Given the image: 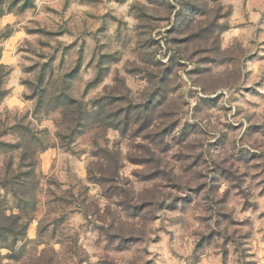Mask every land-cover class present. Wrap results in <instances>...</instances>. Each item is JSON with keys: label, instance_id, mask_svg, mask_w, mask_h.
Wrapping results in <instances>:
<instances>
[{"label": "rangeland", "instance_id": "rangeland-1", "mask_svg": "<svg viewBox=\"0 0 264 264\" xmlns=\"http://www.w3.org/2000/svg\"><path fill=\"white\" fill-rule=\"evenodd\" d=\"M57 2L40 0L37 10V0H0L3 10L0 25L7 26L10 21L21 17L33 25L23 26V30L9 42L0 44V94L5 93L0 105L7 101L11 106L0 111V140L20 144L14 151H9V147L2 149L0 182H7L12 174L22 172L23 175L31 158L36 160L37 179L36 187L31 191L34 202L23 210L19 207L22 205L19 197L9 184L0 189V223L9 228V216L20 215L16 221V235L9 231L0 232V249H5L0 253V264H21L24 257L30 256V244L40 249L42 256L49 245L58 253L65 248L62 239L69 244L65 255L60 259L50 255L43 264H83V259L72 252V245L78 244L81 238L88 239L85 222L91 223L90 217L99 211L94 207L96 200L89 203V198L94 195L107 210V203L118 195L115 181L123 167L117 166L115 157L106 148L96 145L106 131L109 138L118 136L128 140H148L152 135L148 116H141L138 105L127 103V96L138 92L142 83L153 75L136 65L137 60L152 68L163 65L152 64L138 56L137 48L124 51L133 41L132 35L126 36L128 21L124 16L136 21L168 22L171 19L167 34L174 43L211 38L216 33L224 36L233 31L243 33L253 23L264 24V0H178L180 10L174 18L149 17L143 10L132 15L137 9L135 4L121 12L127 0H107V4L105 0H63L60 9L53 8L52 4ZM72 4L77 9L69 12ZM146 4L156 5V0H146ZM158 6L163 7L162 4ZM174 7L169 5V8ZM193 25L197 26V31L185 36L184 32ZM112 27H115V36L109 37L107 34ZM260 30L257 27L256 31ZM89 41L92 55L85 66L84 53ZM157 44L159 40L154 37H149L143 44L137 41V47L141 49ZM114 45L118 47L114 48ZM38 48L43 51H37ZM93 62L96 75L81 93L79 80L92 68ZM164 73L168 74L167 67H164ZM110 76L116 94L93 98L89 103L96 111H86L79 97L95 91ZM5 84L11 87L6 88ZM219 100L217 97L210 101V106L215 108ZM80 108L85 110L86 118L77 126L75 118ZM57 112L60 113L59 123L53 118ZM49 120L51 128L47 126ZM42 124L45 126L40 127ZM178 126L179 121H173L164 131H175ZM225 127L236 132L243 125ZM199 134L197 125L186 122L176 142L183 144ZM258 137L264 138V124H249L241 141L247 139L255 148L260 146ZM228 141L227 133L221 132L218 138L209 142L208 149L223 154ZM43 147L46 148L42 150ZM134 147L141 150L143 145ZM191 147L195 148L196 144ZM27 148L29 151L25 156ZM174 159L187 166L182 168L184 175L179 177L184 182L170 185L177 195L171 198V203L162 201L160 205L173 217L169 223L200 226L202 231L198 233L194 250H203L202 258L207 264H215L217 256L219 264H228L229 259L232 264H241V260L243 264H258L248 258L256 256V252L241 253L240 248L248 242L253 246L264 245V211H261L264 208V179H259L264 170V152L241 148L232 151L219 163L213 160L211 167L203 172L193 171L208 164L203 152L194 158L179 154ZM150 163V158L133 156L129 157L128 167L132 169L131 174L136 175V168H145ZM146 175L161 179L151 172ZM73 177L79 178L82 187L71 184ZM22 191L20 188L18 194ZM149 204L146 202L137 208L143 211ZM29 233L33 236L30 237ZM113 238H116L115 234ZM172 238H175L174 234ZM141 239L128 237L122 243ZM217 241H223L224 247L219 253L211 252L218 246ZM161 242L159 235L153 237L154 244ZM17 244H20L19 248ZM124 250L127 249L121 246L111 249L107 245L103 249L105 252ZM160 255L157 253V257ZM157 257L150 258L146 264H154ZM24 264L41 262L29 259ZM97 264H104V261L98 260Z\"/></svg>", "mask_w": 264, "mask_h": 264}, {"label": "clouds", "instance_id": "clouds-1", "mask_svg": "<svg viewBox=\"0 0 264 264\" xmlns=\"http://www.w3.org/2000/svg\"><path fill=\"white\" fill-rule=\"evenodd\" d=\"M62 3L63 0H58L57 3L52 4V7L60 9ZM105 3L107 4V0ZM37 4V10H39L40 0H37ZM134 4L137 5V9L132 15H137L143 10L149 17L174 18L175 13L180 10L178 0H156V5H147L146 0H127L121 12ZM160 4L163 7L158 6ZM169 5L175 7L169 8ZM109 6L115 7V5ZM76 9L77 6L72 4L69 12ZM5 11H7L6 8ZM124 19L128 21L126 36L129 34L133 36L132 43L124 51L131 52L132 48H137L138 56L149 60L152 64L163 65L160 68H152L137 60L136 65L153 75L142 83L138 92L127 96V103L138 105L137 111L141 116L145 114L148 116L152 124L149 132L152 135L148 140H128L118 136L109 138L106 131L103 139L99 140L96 146L106 148L115 157L117 166H123L115 181L118 185V195L107 203V210L100 204L98 198L94 195L90 196L89 203L96 200L94 207L99 211L94 217H90L91 223L85 222V233L88 239L81 238L78 244L72 245V252L83 259V264H97L98 260H103L104 264H112V262L146 264L150 258L157 257V253L161 255L157 257L154 264H207L202 258L203 250H194L198 233L202 231L200 226L170 224L169 221L173 217L163 211L160 205L162 201L171 203V198L177 195L170 187L171 184L184 182L179 177L184 175L182 168L187 165L174 159L179 154L194 158L203 152L208 164L193 170L203 172L211 167L213 160L219 163L232 151L241 148L264 152V138H257L260 146L255 148L252 147L251 141L247 139L241 141L249 124H264V24L253 23L243 33L233 31L227 36L216 33L211 38L174 43L167 34L171 19L168 22L136 21L128 16H124ZM138 24L144 26L137 27ZM25 25L33 26L23 17L10 21L7 26L0 25V44L9 42L18 31L23 30ZM257 27L261 29L259 32L256 31ZM195 31L197 26L193 25L184 32V35L188 36ZM138 32L142 35H137ZM107 35L114 37L115 27L110 28ZM149 37L158 39L159 44L142 49L137 47V41L143 44ZM115 47L118 46L114 45ZM37 51L43 50L38 48ZM253 53L255 55H252ZM91 55L92 45L89 41V47L84 53L85 66ZM72 59L74 61L75 56ZM164 67L168 68V74L164 73ZM95 69L96 64L93 62L92 68L79 80L78 88L81 93L88 82L94 79ZM141 74L143 75L144 72ZM4 87H11V85L5 84ZM114 94L116 93L110 76L104 79L95 91L79 98L82 99L86 111L94 112L96 108L89 103L90 100ZM217 97H220L219 103L213 108L210 106V101H214ZM9 107L11 106L5 101L0 105V111ZM28 107L31 108L32 105L29 104ZM53 118L59 123L60 113H55ZM173 121H179V126L175 128V131L169 129L170 134L165 133L164 129L168 128ZM186 122L189 125H197L200 134L184 141L183 144H177L180 130ZM225 125H243V127L236 132H230ZM44 126L40 125V127ZM47 126L52 127L50 120ZM221 132L227 133L229 137L228 147L223 154L208 149L209 142L218 138ZM137 144L143 145V148L137 150L134 147ZM192 144H196V147L192 148ZM117 152H119L118 156H116ZM133 156L150 158L151 163L145 168H136V175H132V169L128 167V164L129 157ZM158 169L161 171L158 172ZM149 172L160 176L161 179L147 176ZM259 179H264V170ZM78 181V177H73L71 184L80 188L82 185ZM146 202H150L149 206L143 211L138 210L137 206ZM261 211H264V208ZM153 217H159V219L156 220ZM97 225L99 227H96ZM113 234L116 238H113ZM157 235L161 237L162 242L154 244L153 237ZM29 236H33V233H29ZM128 237L142 239L139 242L128 240L126 244L122 243ZM61 242L65 245L64 249L59 250L58 253L53 252V246L49 245L43 256L40 249L30 244L28 246L30 256L24 257V261L31 259L43 264L50 255H56L57 259H60L69 246L65 240L62 239ZM105 245L111 249L121 246L127 250L105 252L103 251ZM217 245L211 252L219 253L224 247L223 241H217ZM16 247L19 248L20 244ZM4 251L5 249H0V253ZM240 252H256V256L248 258L258 261V264H264V245L253 246V243L248 242L240 248ZM219 259L217 256L215 264H219ZM24 261L21 264H24ZM228 264H232V259H229Z\"/></svg>", "mask_w": 264, "mask_h": 264}, {"label": "trees", "instance_id": "trees-1", "mask_svg": "<svg viewBox=\"0 0 264 264\" xmlns=\"http://www.w3.org/2000/svg\"><path fill=\"white\" fill-rule=\"evenodd\" d=\"M1 13H3V10L0 8V14ZM4 94H5L4 92L0 94V101L3 99ZM78 112L79 114L75 118L77 126L81 125L86 118L85 110H81L80 108ZM19 146H20L19 143H6L0 140V155L2 153V149L5 147H9V151H12V150L14 151V149H17ZM45 148L46 147H43L42 150ZM28 151H29L28 148L25 149L24 151L25 156H27ZM34 159L31 158L30 161L28 162L27 166H29V168L26 172H23L24 177H22L23 176L21 175L22 172H20L18 174H12L11 178H9V180H6L7 182H5V180L4 181L2 180V182H0V189L6 188L7 184L11 186L13 193L16 195V197H19V201L22 204V205H19V207H21V210L26 209L28 205L34 202L32 200V193H31V191L35 189L36 183H37L36 171H35L36 160ZM20 188H23L22 194L20 193L18 194ZM19 218H20V215L9 216V221H10L9 228L7 226H4L2 223H0V232L5 233V231H9V233L16 235L17 233L16 221ZM26 219L27 221L30 220L29 218H26Z\"/></svg>", "mask_w": 264, "mask_h": 264}]
</instances>
